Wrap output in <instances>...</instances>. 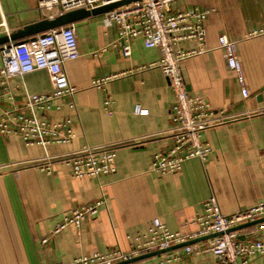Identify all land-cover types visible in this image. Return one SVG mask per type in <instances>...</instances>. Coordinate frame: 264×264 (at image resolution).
Masks as SVG:
<instances>
[{
  "label": "crops",
  "instance_id": "0c3cea01",
  "mask_svg": "<svg viewBox=\"0 0 264 264\" xmlns=\"http://www.w3.org/2000/svg\"><path fill=\"white\" fill-rule=\"evenodd\" d=\"M210 9L204 19L205 52L181 62L190 94L200 95L215 111L224 110L235 119L209 128L202 139L211 152L202 162L189 158L177 173H159L150 167L154 153L171 145L173 94L167 78L157 66L156 48H146L134 39L131 55L124 57L117 43V26L105 27L101 15L74 24L79 57L64 62L76 88L75 107L67 106L45 116H69L74 137L67 143L26 144L18 135H0V264H53L68 262L81 254L104 252L119 246L128 250L126 235L145 233L153 218L171 231L189 232L204 201L214 195L225 214L264 201V34L247 37L264 27V0H176L172 10ZM58 14L39 5V0H0V20L9 29ZM226 34L236 42L248 97L241 96L235 72L218 46ZM184 48L195 42L182 43ZM97 50V53L95 52ZM116 75L103 89L91 86L97 76ZM30 92H47L50 81L45 70L11 79ZM110 98L109 114L104 100ZM147 109L146 115L135 107ZM250 113V114H247ZM84 145L113 147L116 170L93 178H75L62 159ZM49 166L47 172L42 167ZM106 207L79 226L69 224L53 233L55 224L74 206L95 201L101 194ZM239 230L242 237L264 239V227ZM46 242H42L43 239ZM171 264H223L212 253H182ZM129 264H160V254ZM251 264H264L253 257Z\"/></svg>",
  "mask_w": 264,
  "mask_h": 264
},
{
  "label": "built area",
  "instance_id": "2783aa9c",
  "mask_svg": "<svg viewBox=\"0 0 264 264\" xmlns=\"http://www.w3.org/2000/svg\"><path fill=\"white\" fill-rule=\"evenodd\" d=\"M121 0H39V5L51 10L57 7L58 14L85 8L92 9ZM176 0H137L113 8L102 14L105 27L117 26V43L122 55H131L134 39H141L146 48H156L160 57L148 65L157 66L167 78L173 94L171 108L172 140L171 145L153 154L150 167L159 173H177L182 162L189 158L204 161L211 152V146L202 139L209 128L233 120L224 110L215 111L209 102L200 95L189 93L184 79L181 62L187 58L204 53V19L210 9L172 10ZM57 14V15H58ZM0 33L10 31L3 19L0 20ZM264 34V27L254 29L247 37ZM195 42L196 47L184 48L182 43ZM218 46L223 49L226 62L235 72L241 96L246 98L250 91L246 85L241 63L237 56L236 42L226 34L218 37ZM97 53V50L95 51ZM79 57L77 33L74 24L62 25L43 33H38L26 41H9L0 45V135H18L26 144H39L42 147L50 143H67L74 137L73 121L69 116L51 119L45 113L60 109L61 101L67 98V106L75 107L73 95L76 91L70 82L64 62ZM45 70L50 81L47 92H30L24 82L19 84L22 94L17 102L10 81L22 78L25 74ZM116 75L97 76L91 80V86L103 89ZM112 100H104V108L109 109ZM135 113L146 115L147 109L137 105ZM250 114V113H247ZM116 152L113 147H93L84 145L79 150L63 157L75 178L99 179L102 175L113 173ZM47 172L50 167H42ZM106 207L103 192L91 203L74 206L55 224L53 233H57L69 224L79 226L83 221L97 215L100 207ZM264 218V201L237 209L225 214L221 211L214 195L203 203L202 210L195 217L197 227L189 232L171 231L158 218H153L145 233L126 235L130 240L128 250L119 246L104 252L81 254L68 262L53 264H114L128 260L143 253L168 248L213 233L216 236L200 240L182 247V253H212L223 264H251L252 258L264 257V239L242 237L239 230H230L237 225ZM257 229L264 227V221L257 223ZM43 239L42 242H46ZM175 250L160 254V264H171L180 258Z\"/></svg>",
  "mask_w": 264,
  "mask_h": 264
},
{
  "label": "water",
  "instance_id": "95a60500",
  "mask_svg": "<svg viewBox=\"0 0 264 264\" xmlns=\"http://www.w3.org/2000/svg\"><path fill=\"white\" fill-rule=\"evenodd\" d=\"M133 1H137V0H121V1H117L114 3L107 4V5L98 6V7L92 8V9L78 8V9L63 12V13L55 15V16L41 18L39 20L24 24V25L16 28L15 30L11 31L9 34L0 33V45L3 43H7L10 40L14 41L15 43L23 42V41H26L28 38H30V37L38 34V33H43L45 31H48L50 29H53V28H56V27H59L62 25L73 24L79 20L88 18L90 16L101 15L106 11H109L113 8H116V7L124 5V4H128V3L133 2ZM262 221H264V218L237 225L235 227H232L230 230H241L243 228L256 225L257 223H260ZM218 234H220V233H213V234H210L207 236H203L201 238L189 240V241L184 242V243L174 244V245L169 246L168 248L149 251V252L143 253L141 255L132 257L128 260L116 262L114 264L133 263V262L145 259V258H149L152 256L159 255V254L166 252V251H169V250H174V249L183 247L187 244H191V243H194V242H197L200 240H205L207 238L216 236ZM254 234L255 233H251V234L247 235V237L253 236Z\"/></svg>",
  "mask_w": 264,
  "mask_h": 264
}]
</instances>
